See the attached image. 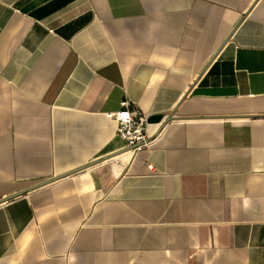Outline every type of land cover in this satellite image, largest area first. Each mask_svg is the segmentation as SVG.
Here are the masks:
<instances>
[{"label":"crops","instance_id":"0c3cea01","mask_svg":"<svg viewBox=\"0 0 264 264\" xmlns=\"http://www.w3.org/2000/svg\"><path fill=\"white\" fill-rule=\"evenodd\" d=\"M28 189L0 264H264V0H0V199Z\"/></svg>","mask_w":264,"mask_h":264},{"label":"built area","instance_id":"2783aa9c","mask_svg":"<svg viewBox=\"0 0 264 264\" xmlns=\"http://www.w3.org/2000/svg\"><path fill=\"white\" fill-rule=\"evenodd\" d=\"M110 115L117 123L118 135L126 141L133 152H137L149 145L143 114L129 110L127 102H123L122 108Z\"/></svg>","mask_w":264,"mask_h":264},{"label":"water","instance_id":"95a60500","mask_svg":"<svg viewBox=\"0 0 264 264\" xmlns=\"http://www.w3.org/2000/svg\"><path fill=\"white\" fill-rule=\"evenodd\" d=\"M80 169H81V168H80ZM77 170H79V169H77ZM77 170H74L73 172H68L67 174H64V175H61V176H57V177L51 178L50 180H47V181H45V182H43V183H41V184H39V185H37V186H34V187L30 188V189H34V188H37V187H39V186H41V185H44V184H47V183L53 182V181H55V180H57V179H60V178H62V177H64V176H66V175L72 174V173H74V172L77 171ZM30 189H28V190H24V191L19 192V193H17V194H13V195H11V196H9V197H6V198H2V199H0V203H2V202H4V201H7V200H9V199L15 198V197H17V196H20V195H22L23 193L29 191Z\"/></svg>","mask_w":264,"mask_h":264}]
</instances>
